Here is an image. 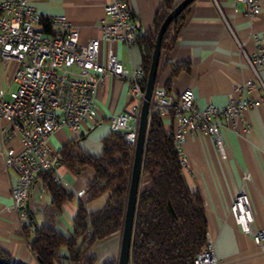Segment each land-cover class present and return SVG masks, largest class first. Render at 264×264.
Instances as JSON below:
<instances>
[{"label": "crops", "instance_id": "1", "mask_svg": "<svg viewBox=\"0 0 264 264\" xmlns=\"http://www.w3.org/2000/svg\"><path fill=\"white\" fill-rule=\"evenodd\" d=\"M128 1L141 32L152 28L163 0ZM259 3L260 12L250 18L244 13V3L237 0L193 1L176 42L162 52L159 85L168 83L170 94L191 88L200 107L209 103L224 106L236 87L250 83L253 85L247 87L246 97L263 99L264 67L259 69V77H256L247 58L252 57L259 44L264 46V0H259ZM31 4L46 16L65 14L71 22L80 26L82 43L101 35L98 25L104 15L105 0H31ZM110 47L127 66L141 65L142 53L138 43L127 46L103 41L102 61L106 59ZM178 63H189L190 70L171 76L172 66ZM15 67L14 61L8 65L0 62V87L15 88L12 80ZM127 88L125 80L107 75L97 96L100 124L88 132L77 133L66 127L58 129L50 137L51 147L60 153L62 146L77 139L89 152L100 153L102 138L111 132L109 116L127 107ZM235 94L238 96L239 92ZM243 117L252 126L249 133L239 125L237 134L224 121L222 135L228 150L227 158L221 157L209 135L187 133L182 146V153L188 160V168L184 171L192 188L197 189L204 199L208 241L216 246L219 264H264L263 251L250 234L241 230L231 213V204L243 172L249 171L252 179L247 184V191L254 214V227L264 228V103L249 107ZM163 121L172 132L177 128V121L171 116L163 117ZM8 144L19 148L20 137H14ZM56 174L64 179L59 185L74 197L58 210L39 175L28 201L30 216L24 219L12 207V187L17 182L18 173L6 167L0 154V249L11 256L14 264H40L30 249L24 230L26 227L53 223L66 234L72 231L78 200L84 199V195L79 193L85 191L87 184L96 177L93 167L87 166L79 173H73L63 162L54 174L51 173L53 177ZM146 181H141L140 186ZM107 195L108 192L86 201L87 209L93 211L102 207ZM121 239L122 234L118 232L100 240L90 248L89 254L96 256L99 263L117 257Z\"/></svg>", "mask_w": 264, "mask_h": 264}, {"label": "built area", "instance_id": "2", "mask_svg": "<svg viewBox=\"0 0 264 264\" xmlns=\"http://www.w3.org/2000/svg\"><path fill=\"white\" fill-rule=\"evenodd\" d=\"M237 1L244 3V13L250 18L260 12L259 0ZM47 25L51 27L50 32L45 30ZM98 28L100 36L82 43L80 26L65 14L43 15L31 0H0V62L8 65L14 61L16 66L12 79L15 88L0 87V154L6 167L18 173L12 187V207L24 219L30 216L28 201L35 180L42 172L54 174L63 162L61 154L50 145L51 135L63 127L77 133L88 132L100 124L97 96L107 75L128 84L127 107L109 116V129L120 133L127 143H136L145 96V70L142 65L127 66L112 47L104 61L100 58L103 41L131 46L142 33L129 1L105 0ZM247 58L255 76L259 77V69L264 67V46L259 44L252 57ZM252 85L236 87L239 95L234 90L224 106L209 103L204 107L196 104L191 88L177 94H170L162 87L154 89L151 110L162 118L171 116L177 121L174 141L184 169L188 168V160L182 146L187 133L211 136L221 157L227 158L222 135L224 121L237 134L239 125L246 133L251 131L244 112L264 103V98L246 97L245 91ZM17 136L21 141L19 148L8 144ZM54 178L57 184L64 182L58 174ZM251 179V173L244 171L231 213L241 230L250 234L264 253V228L254 227L247 191ZM84 193L81 191L79 195ZM35 229L34 225L28 228L31 233ZM194 262L219 264L215 244L208 241Z\"/></svg>", "mask_w": 264, "mask_h": 264}, {"label": "trees", "instance_id": "3", "mask_svg": "<svg viewBox=\"0 0 264 264\" xmlns=\"http://www.w3.org/2000/svg\"><path fill=\"white\" fill-rule=\"evenodd\" d=\"M181 0H163L153 26L137 39L141 47V65L145 83L152 61L157 32L165 17ZM190 6V5H189ZM189 6L178 14L162 40V52L176 42L184 25ZM45 30L50 32L47 25ZM189 63L172 66L171 76L190 70ZM160 68V66H159ZM155 88L168 90V83ZM146 86V85H145ZM63 164L73 173L90 166L96 172L88 183L84 199L78 200L72 231L58 230L53 223L36 227L33 233L24 229L30 249L40 264H118V257L99 263L89 254L98 241L124 229L130 190L135 144L127 143L120 133L110 132L102 138V150L94 154L83 148L77 139L60 148ZM47 185L52 203L60 210L74 195L56 183L50 171L40 173ZM131 243L130 264H195L196 254L208 242V221L201 193L192 188L180 162L174 134L165 127L163 118L151 110L146 136L141 181ZM140 181V182H141ZM108 192L105 204L93 211L86 201ZM0 260L13 263L11 256L0 249Z\"/></svg>", "mask_w": 264, "mask_h": 264}, {"label": "water", "instance_id": "4", "mask_svg": "<svg viewBox=\"0 0 264 264\" xmlns=\"http://www.w3.org/2000/svg\"><path fill=\"white\" fill-rule=\"evenodd\" d=\"M195 0H181L165 17L161 24L157 36L154 51L152 54V61L148 73L147 83L145 86V96L141 106L140 121L138 127L137 140L135 143L134 160L132 167V175L130 182V190L126 206L125 224L122 232L121 246L118 257V264H130L131 258V243L133 236V227L135 220V212L138 200V193L141 181V172L143 164V155L146 142V136L149 126L151 105L154 89L156 86L158 70L162 55V40L168 27L174 18L187 8ZM0 264H14L0 260Z\"/></svg>", "mask_w": 264, "mask_h": 264}, {"label": "rangeland", "instance_id": "5", "mask_svg": "<svg viewBox=\"0 0 264 264\" xmlns=\"http://www.w3.org/2000/svg\"><path fill=\"white\" fill-rule=\"evenodd\" d=\"M102 52V51H101Z\"/></svg>", "mask_w": 264, "mask_h": 264}]
</instances>
